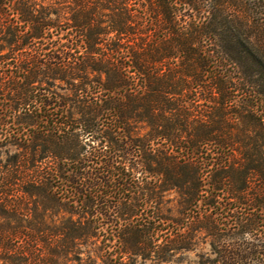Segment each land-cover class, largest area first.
I'll list each match as a JSON object with an SVG mask.
<instances>
[{"label":"trees","instance_id":"trees-1","mask_svg":"<svg viewBox=\"0 0 264 264\" xmlns=\"http://www.w3.org/2000/svg\"><path fill=\"white\" fill-rule=\"evenodd\" d=\"M9 146L0 264H264V0H0Z\"/></svg>","mask_w":264,"mask_h":264},{"label":"rangeland","instance_id":"rangeland-1","mask_svg":"<svg viewBox=\"0 0 264 264\" xmlns=\"http://www.w3.org/2000/svg\"><path fill=\"white\" fill-rule=\"evenodd\" d=\"M8 151H6V149H0V160H2L3 162L6 160L7 157V152L9 153H14L17 152V148L14 146H9ZM175 196V192H171L170 193V197L173 198ZM210 251V246L208 243H201L197 248H195L193 251H189L187 252V254L185 255V258L182 259V261H180V263H173V264H196L197 261V253L200 252H208ZM83 256H85L83 254Z\"/></svg>","mask_w":264,"mask_h":264}]
</instances>
